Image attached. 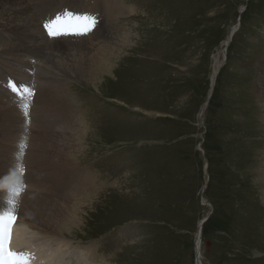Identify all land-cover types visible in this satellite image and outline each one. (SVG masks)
Returning a JSON list of instances; mask_svg holds the SVG:
<instances>
[{
    "label": "rangeland",
    "instance_id": "1",
    "mask_svg": "<svg viewBox=\"0 0 264 264\" xmlns=\"http://www.w3.org/2000/svg\"><path fill=\"white\" fill-rule=\"evenodd\" d=\"M24 1L39 22L40 39L27 42L36 31L31 29L21 36L18 29L0 32L2 46L29 50L28 56L16 50L14 59L0 52V120L19 117L16 126L25 131L16 138L0 128V215L17 220L35 208L54 228L57 216L78 215L65 238L105 264H195L198 223L208 217L200 264H264V0H113L112 18L103 0H52L58 30L67 27L57 18L73 10L66 7L70 1L92 5L91 12L101 8L95 30L72 39L48 35L39 6L51 1ZM124 32L130 35L125 48L131 41L136 46L135 62L118 64L117 80H100L101 91L69 73L57 52L33 46L98 40L106 45L108 70L122 55L133 56L109 52ZM47 90L69 117L62 125L68 139L57 138L69 143L71 157L64 162L41 159L47 134L39 133V119L51 109L62 114ZM66 172H84L85 187L68 193L56 182L73 184Z\"/></svg>",
    "mask_w": 264,
    "mask_h": 264
},
{
    "label": "bare ground",
    "instance_id": "2",
    "mask_svg": "<svg viewBox=\"0 0 264 264\" xmlns=\"http://www.w3.org/2000/svg\"><path fill=\"white\" fill-rule=\"evenodd\" d=\"M49 1H51V2H45L44 4L40 5L39 9L40 8L42 9V17L45 16L43 18L44 22L47 21L50 18H52V21L56 22V20H55V9H52L51 6H50V4H54V3L52 2V0H49ZM103 1L104 2L100 3L103 6L102 9L106 8L108 17L112 18V16L115 15V12H116V9H117V5L114 3L113 0H103ZM35 7H38V6H35ZM66 7H67L68 10H71L73 8V11H78V13L83 15V17H88L89 19L87 20V25H90L91 22H93L95 24L96 22H98L99 17H101L100 16V11H99V9H101L100 7H98V12H96V11L91 12V10L93 9L92 5L83 7L82 5L78 6V4L74 5V4H72L71 1L69 2V4ZM107 7H108V9H107ZM33 8H34V6H33ZM62 8L63 7L60 6L59 7V11ZM82 11H84V12H82ZM32 12H33V10H32ZM32 12H31L29 6L25 3V1L23 2V0H0V32L2 30L18 29L17 31H20V32H16L15 31V33L20 34V36H21V33H22L21 30H23L24 32H27L30 29L31 30H36L34 32L33 36H31L30 39H28V38L26 39L27 42H28V40H29V42H32L33 40H35L36 36L37 37L40 36V35H38V34H40V30L37 27L39 22H37V20L35 19L36 17L34 18V15L31 14ZM68 12H71V11H68ZM59 14H60V12H59ZM90 14H94L97 17V20H95V21L92 20L90 18ZM124 14H125V12H123V15ZM241 14H242V12H241ZM103 20H105L104 17H103ZM85 22L86 21L83 20V25H85L84 24ZM58 26H61L60 20H59ZM149 29H152V28H149ZM235 29H236V27L233 28L232 31H230V33L228 34L227 39L224 42V46L225 47H227L228 44L230 43V41L232 40V37H233L234 32H235ZM11 32L12 31H10V33ZM150 32H152V31H150ZM129 36H128V32H124L123 37L118 41L119 45L115 46L114 48H112L109 52L111 54L115 50H120V54H121V52L123 50L124 51L129 50V52L132 53V55H133L132 58L126 60V59H124V55H122L121 57H119L117 63H115L113 65L110 64V67H109L108 70L105 69V66L103 64V61L106 59V54L105 53L107 52V54H108V51H104L103 48H105L106 45L100 44L99 42H97L98 40L97 41L92 40L89 43H84V42L65 43L64 46L57 45V44H50V45L42 46V45H39L40 43H38V41H37V42H33V44H34L33 46L36 47V48L41 49L42 51H44L43 54H45L46 52L47 53L50 52L49 54H54V53L57 52L58 53L57 54L58 58L61 57V59H64L63 61L66 60L65 61V66L68 67L67 69L69 70V73H71V74H73L75 76H79L82 79H86L85 81H88V83H90V85L97 86V88H98L97 91H99L100 88H99L98 85L101 82L100 80H102L103 78H104L103 79L104 81L112 80V82H113V80H117V76H116L117 69H116V66L118 64L124 63V61H126V62L128 61L127 65L129 64V61L131 63L135 62L134 61L135 59H133V57L135 56L134 52L136 51V46L132 45L133 41H131L129 43L128 47L125 48L126 44L129 42ZM14 38L17 39L18 38L17 35ZM19 41H20V39H19ZM93 42H96V43L95 44H91ZM8 44H5V46H2L0 44V50H2L0 52H2L3 55L5 54L7 56H11L12 59H14L15 56H16L15 51L17 50V51H19L20 56L22 55L21 51H25L23 53V56H28V54H29V50L27 49L28 46H25V45L22 46L21 44L16 45V44L11 43V42H8ZM95 45L98 47L97 49L94 48ZM1 48H5V49H1ZM97 50H100V51H97ZM9 52H12V53H9ZM37 56L38 55H36V57ZM68 57H70V58H68ZM112 61H113V59H112ZM114 61H115V59H114ZM52 62H53V60H52ZM94 63H98L100 65V67H95V69H93L92 66H93ZM23 65L28 66L26 64H22V66ZM60 69H61V67L57 65V70H58L57 74H61L60 73ZM217 69H218V65L215 66L214 69H213L212 78L214 76L216 77V75L218 73ZM126 70H127V72H130V69H128V67L126 68ZM105 79H107V80H105ZM53 87H55V86L53 85ZM43 90L45 91V89L43 87H41L40 99H41ZM52 92L51 91L48 92V90H47V93L46 92L45 93L47 94L48 97H50V98L53 97V99H52L53 100V102H52L53 105L52 104L51 105L53 107H55L57 104H59V102H58V100L56 98L54 99V95L52 94ZM57 93H59V92H57ZM59 94L63 96L62 92L59 93ZM67 97H66V100L69 102ZM46 99H48V98H46ZM63 100H64V98H63ZM60 101H62V99ZM58 106L62 110L61 116L54 115L53 114V109H51L50 111H47L45 113V115H43L39 119V122H38L39 130H40L39 133L41 134L42 132H46V134H47V135L45 134L46 135V136H44L45 141L42 144L41 159L43 161H45V159H48V158H53V159L57 158L58 160L64 162L67 158L71 157L70 154H68L65 151V147H67L69 143L68 142L65 143V144L63 143L64 141H66L65 138H67V135L64 134V132H63L64 131L63 130L64 127L62 126V125H65V124L69 125V123H68L69 122V117L65 113L64 104L60 103ZM67 110H68V112H69V110L71 111L70 104L68 106H66V111ZM52 116H54V117H52ZM8 117H7L8 119H7L6 124L5 123L3 124L1 122L2 120H0V123H1L0 124V128H4V130H5L4 132L6 134H10L12 137L15 136L17 138L20 132L21 133L25 132L23 129H21V127H17L16 126V124H18L20 122V118L14 116V115H9ZM45 120L49 121V124L46 125V126H43L40 123V121L43 122ZM43 124L45 125L46 123H43ZM12 127H16L17 131L16 130L13 131ZM65 127H67V126H65ZM41 135H39V136H41ZM61 137H63V139H64L63 142L61 140L57 139V138H61ZM3 138H4V136H3ZM62 147H64V148L62 150H60ZM56 149L60 152V153L57 152V155L55 153ZM53 152L55 153V155H54ZM60 154H62V155L64 154L65 155L64 156L65 159L64 158L62 159V155H60ZM58 160H56V161H58ZM48 163H49V161H48ZM60 168H58L56 166V172L58 174H59L58 171H60ZM64 169H66V168H64ZM67 170H68V168H67ZM56 172H54V173H56ZM64 173H65V171H64ZM83 174H84V172L80 173V174H77V175H71V174H68L66 172V175H68L72 180H74L73 184L64 183L66 179L62 178L61 174H60L61 176L60 175L59 176L62 178V181H56V180L55 181L58 182V183L66 185L65 187L67 188L68 193H73L76 190L77 191L78 190H82V188L85 187V184H84V182L81 179V176ZM64 177H66V176H64ZM47 178H49V177L47 176ZM23 179H25V178H23ZM67 180L69 181L68 178H67ZM52 181H54V180H52ZM75 182L78 183V184H75ZM45 184H46V182H45ZM54 184H55V182H54ZM45 189H47L46 186H45ZM84 190H86V189H84ZM45 197L48 199L49 195H47ZM67 199L64 200L66 203L68 202ZM38 200H39V198H38ZM58 200L59 199H57L56 201H58ZM68 200H70V199H68ZM56 201H55V203H56ZM60 201H61V199L58 202L60 203ZM39 202H41V200ZM49 202L53 203V201H49ZM41 203H39V205ZM59 203H56V204H59ZM69 203H70V201H69ZM77 203H79V202H77ZM63 204H61V206ZM22 205L25 206L24 204H22ZM69 206L67 208H70ZM20 207H21V205H20ZM74 207H75V205H74ZM40 208L42 209V206ZM51 208H52V206H51ZM29 209H30L31 214L27 213L25 210L24 211L26 213L24 211H21L22 209L20 210L21 213H22L21 217L18 216L14 227L11 228V232H12V234H11V242L8 245V247L10 248L11 251L22 252V253H25V254H30L31 259H30L29 264H105L107 259L106 260L100 259V261H96L95 257L93 258L92 252H90V250L88 251V250H83L81 247H74L73 244L67 238H65L66 236L64 234H66V233L69 234L68 232L71 231V230H66V229H71L73 226H76L77 224L74 221H75L76 217H77L76 220H80V219H78V217H80V216L76 215V217H74L75 218L74 219L73 217L68 216L69 213L66 214L67 213L66 212L64 214L62 212L64 210L63 209L61 211L63 213V216H61V215H60L61 217L57 216V218L61 222V224L58 223V225H57V222H59V221H57L56 224L55 223L52 224V222H51V224L53 226L55 225V228H54L52 226L49 227V224L45 225L47 223L43 222L41 220V217L43 218V216L40 215L41 213L37 214L39 212L38 209H37L38 212H36L37 210L35 208H29ZM41 209H40V212H44V211H42L43 209L42 210ZM56 210L59 211L60 209H56ZM27 211H29V210H27ZM3 214H5V213H3ZM31 215L33 216V218L31 217ZM72 216H73V214H72ZM74 216H75V214H74ZM53 217H54V215H53ZM35 224L37 226L39 224V226L42 227L43 231L35 229L36 228V227H34ZM198 225H199V223H198ZM203 225H204V223L202 224V226ZM196 237H198V232H197V234L195 236V253L198 256V264H200L201 263L200 262V260H201V250H200L201 240L197 241L198 238H196ZM46 247H48V248L50 247L49 251H42L41 250L42 248H46ZM60 253H61V256H60Z\"/></svg>",
    "mask_w": 264,
    "mask_h": 264
},
{
    "label": "snow or ice",
    "instance_id": "3",
    "mask_svg": "<svg viewBox=\"0 0 264 264\" xmlns=\"http://www.w3.org/2000/svg\"><path fill=\"white\" fill-rule=\"evenodd\" d=\"M83 19L87 21L89 18L84 17ZM57 23H59V18H57ZM49 31L52 35L59 34V31H54L52 27H49ZM14 223L15 216L13 214L0 215V264H29L30 254L14 252L8 247L11 242V226Z\"/></svg>",
    "mask_w": 264,
    "mask_h": 264
},
{
    "label": "water",
    "instance_id": "4",
    "mask_svg": "<svg viewBox=\"0 0 264 264\" xmlns=\"http://www.w3.org/2000/svg\"><path fill=\"white\" fill-rule=\"evenodd\" d=\"M214 81V79H213ZM213 88V86H212ZM211 97V95L209 96ZM204 189H206V185L204 186ZM203 204H205L203 201H202ZM208 219V217H205L198 225V240L197 241H200L201 240V232H202V224ZM194 261H195V264H198V256L197 254L195 253V258H194Z\"/></svg>",
    "mask_w": 264,
    "mask_h": 264
}]
</instances>
